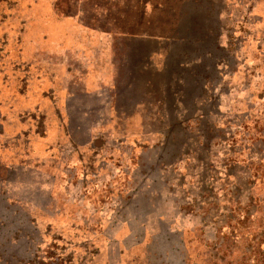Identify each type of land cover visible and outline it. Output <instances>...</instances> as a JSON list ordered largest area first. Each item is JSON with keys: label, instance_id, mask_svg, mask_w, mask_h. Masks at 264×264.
Listing matches in <instances>:
<instances>
[{"label": "rangeland", "instance_id": "obj_1", "mask_svg": "<svg viewBox=\"0 0 264 264\" xmlns=\"http://www.w3.org/2000/svg\"><path fill=\"white\" fill-rule=\"evenodd\" d=\"M3 199L31 264H264V0H0Z\"/></svg>", "mask_w": 264, "mask_h": 264}, {"label": "trees", "instance_id": "obj_2", "mask_svg": "<svg viewBox=\"0 0 264 264\" xmlns=\"http://www.w3.org/2000/svg\"><path fill=\"white\" fill-rule=\"evenodd\" d=\"M206 80L207 78L204 79L205 83ZM184 85H189V82H185ZM204 87L205 86H203V89ZM185 95H188L189 98H192V103H197L198 99H200L201 97L199 95L191 96L188 94V92L185 93ZM182 102L187 103V96L182 97ZM198 140L199 143L201 141V138ZM202 145L206 149V147H208V142L205 141V143H202ZM159 152V159L161 160V162L159 165H157V169H155V172L158 173L157 175L159 176V180H162L163 175L161 174L160 168H162L164 165L172 164L182 158L183 149L179 148V146L171 144V142H167L160 148ZM143 198H146L147 200H149V202L152 201L151 196L147 194L144 195ZM10 211L11 213H9ZM17 212L18 211L12 213V207L9 205V202H6L4 199L3 202H0V263L2 264H31V260L26 261V257L23 258L22 256L14 253V251L18 249L23 251L22 246L27 240L26 238H29V236L34 237V234H27L24 228L30 224V221H22L21 223L19 222V219H9V217H11L13 214H16ZM20 219H22V217H20ZM7 231L11 232V234H6ZM6 247L11 248L13 250V254L6 256Z\"/></svg>", "mask_w": 264, "mask_h": 264}]
</instances>
